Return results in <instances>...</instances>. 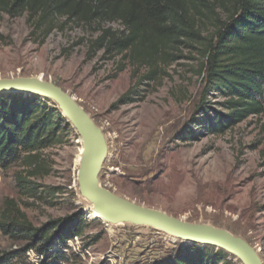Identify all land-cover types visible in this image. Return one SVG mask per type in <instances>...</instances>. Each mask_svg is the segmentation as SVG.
<instances>
[{
	"label": "rangeland",
	"instance_id": "obj_1",
	"mask_svg": "<svg viewBox=\"0 0 264 264\" xmlns=\"http://www.w3.org/2000/svg\"><path fill=\"white\" fill-rule=\"evenodd\" d=\"M204 22L202 35L208 38L210 22ZM90 36L89 29L67 23L44 37L24 15L0 14V78L38 77L78 101L107 138L104 187L184 221L238 234L264 264V113L224 133L206 129L204 112L212 117L221 98L207 93L205 110L198 109L203 81L197 50L182 47L180 58L155 80H142L143 70L119 56L88 52ZM130 87L131 99L120 100ZM80 150L72 129L62 143L40 150L34 163L0 168V210L12 198L36 226L75 210L84 213L88 227L64 250L77 264H144L173 247L198 244L98 218L78 193ZM31 168L38 172L28 177ZM17 174L38 186L33 196L17 186ZM15 247L0 233V264H20L5 258ZM38 258L26 253L29 262L37 264Z\"/></svg>",
	"mask_w": 264,
	"mask_h": 264
},
{
	"label": "trees",
	"instance_id": "obj_2",
	"mask_svg": "<svg viewBox=\"0 0 264 264\" xmlns=\"http://www.w3.org/2000/svg\"><path fill=\"white\" fill-rule=\"evenodd\" d=\"M0 14L24 15L44 37L67 23L89 29L88 52L119 56L143 70L142 80H155L180 58L182 47H190L202 58L203 97L198 109L205 110L207 93L221 98V109H213L212 117L209 110L204 112L206 129L224 133L264 113V0H0ZM204 20L210 22L208 38L202 35ZM132 91L128 88L119 99H131ZM71 133L48 99L0 94L1 169L20 161L34 163L40 150L62 143ZM31 169L28 177L38 172ZM16 184L30 196L38 188L21 174L16 175ZM87 227L78 210L38 226L12 198L5 199L0 210V233L17 246L5 258L20 264H35L26 260L29 251L39 256L37 264H77L64 250ZM233 259L213 246L186 244L144 264H237Z\"/></svg>",
	"mask_w": 264,
	"mask_h": 264
},
{
	"label": "water",
	"instance_id": "obj_3",
	"mask_svg": "<svg viewBox=\"0 0 264 264\" xmlns=\"http://www.w3.org/2000/svg\"><path fill=\"white\" fill-rule=\"evenodd\" d=\"M4 93L46 98L66 119L81 143L76 172L79 196L105 223L149 228L174 239L221 249L241 264H263L255 248L238 234L208 223L184 221L135 203L104 187L100 172L108 153L106 135L78 101L59 85L32 76L0 78V94Z\"/></svg>",
	"mask_w": 264,
	"mask_h": 264
},
{
	"label": "built area",
	"instance_id": "obj_4",
	"mask_svg": "<svg viewBox=\"0 0 264 264\" xmlns=\"http://www.w3.org/2000/svg\"><path fill=\"white\" fill-rule=\"evenodd\" d=\"M79 237H74L73 239H71V240H69L68 242H67V244H68V246H69V242L70 241H73L74 239H78ZM70 247V246H69ZM66 250V249H65Z\"/></svg>",
	"mask_w": 264,
	"mask_h": 264
},
{
	"label": "bare ground",
	"instance_id": "obj_5",
	"mask_svg": "<svg viewBox=\"0 0 264 264\" xmlns=\"http://www.w3.org/2000/svg\"><path fill=\"white\" fill-rule=\"evenodd\" d=\"M96 213V212H95ZM97 215V214H96Z\"/></svg>",
	"mask_w": 264,
	"mask_h": 264
}]
</instances>
